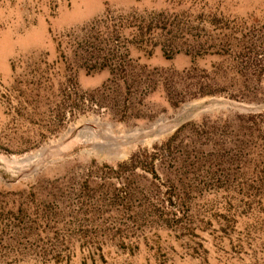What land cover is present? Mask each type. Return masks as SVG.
Returning <instances> with one entry per match:
<instances>
[{"label":"rangeland","instance_id":"obj_1","mask_svg":"<svg viewBox=\"0 0 264 264\" xmlns=\"http://www.w3.org/2000/svg\"><path fill=\"white\" fill-rule=\"evenodd\" d=\"M0 264H264V0H0Z\"/></svg>","mask_w":264,"mask_h":264}]
</instances>
